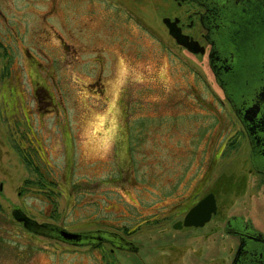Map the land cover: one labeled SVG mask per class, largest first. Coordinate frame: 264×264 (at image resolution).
<instances>
[{"label": "rangeland", "instance_id": "374dc122", "mask_svg": "<svg viewBox=\"0 0 264 264\" xmlns=\"http://www.w3.org/2000/svg\"><path fill=\"white\" fill-rule=\"evenodd\" d=\"M145 4L131 13L115 0H0V44L14 55L5 80L24 96L7 117L0 104V264H154L147 248L156 244L147 237L171 244L166 255L154 251L155 264H175L185 235L170 225L182 214L153 230L134 226L176 210L178 194L187 208L210 192L214 219L240 213L264 229V177L249 166L242 126L206 54L184 53ZM29 79L51 96L32 99ZM28 129L43 148L38 157L27 145L35 166L19 146ZM217 149L202 193L189 200ZM14 209L67 232L103 230L132 243L138 236L139 251L37 234L12 217ZM221 233L211 241L226 248Z\"/></svg>", "mask_w": 264, "mask_h": 264}, {"label": "flooded vegetation", "instance_id": "af4514ba", "mask_svg": "<svg viewBox=\"0 0 264 264\" xmlns=\"http://www.w3.org/2000/svg\"><path fill=\"white\" fill-rule=\"evenodd\" d=\"M218 1L219 0H115V2L118 3L119 6L123 5L124 8L129 10V12L131 13L132 12L138 13L139 8L140 10H142L145 6H147L145 3H148L149 4L148 7H150L153 10V12L156 14V17L158 18V22L160 26L164 28L163 31L165 32L166 36L170 37L172 39V42L175 43V45L180 47L184 53L187 52V53L192 54V52L189 51L185 45L184 47L178 44L176 41H181L184 44L185 43L190 44L194 48L196 46H194L193 43L196 42L197 45L203 47V53L200 55L206 54L207 61L209 58L208 53L210 49L212 48V45L207 41V38L212 39L215 36L216 27L218 25L217 20H216L217 16L211 13L210 15H207V14H208V10H210L215 5V3H217ZM134 7H137V8L139 7V8L138 10H135ZM0 16H3L1 11H0ZM164 18H166V20L162 21ZM0 37L2 38L1 35ZM0 49L3 50L2 55H1L3 57L2 63L0 64V104L3 107L2 113H4V115L6 114L5 117H7L10 115L9 113L8 114L6 113L7 109L9 108V105L11 106L14 104L15 106L17 105V103H20V102L24 104V100H22L24 96H23L22 90L19 87L15 86V84H13L12 82L5 80L8 76V75L6 76V72H8L7 68H9V64L11 63V57L14 56L13 50L7 45H4L2 43L0 44ZM197 54L199 53L192 54V56H196ZM31 56L32 54L29 55V58ZM34 60L35 58H33L32 61H29L28 65H30V68L34 67V65L37 66L38 62ZM207 65H208V62H207ZM209 69L211 71V67ZM28 85L30 86L29 88L30 95L33 97L32 99L34 100L42 98L41 96L43 95L51 96L47 92L48 90H50V88L47 87V85H45L44 83H39V82H36L34 79H29ZM39 91L41 93L40 94L41 96H39L38 94ZM49 104L51 105V107H54V105H56L55 103L51 101L49 102ZM11 116H13V114H11ZM243 134L246 137V142L248 144V137L245 135L244 132ZM24 137L26 138L25 140L27 142L21 141L19 144V146L23 150L22 154L24 155V159H25L24 161L25 163L27 161H30V163L35 166L34 164L35 159L31 155L30 151L33 147V152H35L37 155L38 149L39 148L43 149L41 146L42 144H40V141L38 139L40 136H37L36 133L32 129H28V132L24 133ZM122 137L123 136H121V138ZM32 139H34V141ZM25 143H26V146H25ZM27 145L31 147L30 151L27 150ZM118 148L119 146L116 148L117 151H118ZM124 148H125V151L127 152L129 146L128 147L126 146ZM250 149L251 147L249 146L248 153H247V157L249 159L248 160L249 166L251 167L252 172H254L256 175H259L263 178L264 174L261 173L260 170L255 169V167H252L251 165V161H250L251 156H249ZM220 151L221 150L217 149L216 151L212 153L211 161L206 163L207 164L206 171L202 175L201 179H199V181L195 183L196 185L192 187L193 192L189 200H191L192 197L202 193V187L204 183L207 182L208 180L207 177H203V176L207 175L209 172L212 171L213 164L215 163V161H217L218 159L217 157ZM130 152H132L131 149H130ZM207 194H210L212 198L214 199V210L215 211L209 214L207 221L202 226L192 227L190 225V226L183 227L182 221H183L184 215L187 214L188 210H190L194 204L198 203L199 201H202L203 197L206 196ZM182 196H183L182 194L180 195L178 194L177 197H178L179 203L173 204L175 205L173 208H177L176 210L173 209L172 212L167 211L168 213L165 215H162L160 218L157 217L156 215H153L151 219L142 220V222L138 221L136 222V226H134V229L136 230L138 227H142L143 224L147 223V226H149L150 229L153 230L154 228H157L155 226L158 224L162 225L163 223L164 224L168 223L169 218H171L175 214L177 213L182 214L181 218H178L175 221H173V224L177 222L181 223V225H179L178 228H173V224L170 225V228L172 230L178 229L179 231L183 232V234L185 235L184 239L180 238V243H182V245L181 244L179 245V247L182 248L183 253L180 257L179 262H175V264H232L235 261L234 259L236 258V255H238L241 252V249H239L240 251L238 250V246L240 242L242 241V239L243 241H246L245 238L247 237V238H252L256 241L260 239L258 233L261 234V236L264 238V229L258 224L260 220H257L256 218H254L256 219L254 220L253 217L251 218L249 216H242L240 213H234L233 215L228 214L227 216H224V217L216 216L217 219L216 218L214 219L216 213L218 212V209H217V200L215 199L212 193L210 192L205 193L202 198L200 199L198 198L195 202H193L187 208H185L186 206H184L185 204H184V201L182 200ZM212 219L215 220L212 223L213 226L208 224V223H211ZM205 225L207 226L205 228L206 232H204L203 234L202 232H198V233L194 232L192 234L189 232H186V230H189V229L194 230L199 227L204 228ZM164 227L168 228V226H164ZM40 229L41 230L38 234L47 235V237H50L51 235H53V232L54 233L56 232L54 231L55 229L52 227L50 228L41 227ZM216 231L218 232L222 231L220 236L227 238L228 241H227L226 248L223 247L222 244L214 245V243L211 241L213 233H215ZM92 234H98V233H92ZM98 236L100 238L104 237V240L89 241V239L87 240L84 239V240H81L79 243L78 242H71V243H74V244L78 243L81 245L84 244L91 248L97 244L101 245L102 243H104L110 246V249H109L110 253L113 250H119L122 253L125 251H129L130 254H133V253L137 254L139 251L140 244L138 243V240H137L138 236L135 237L136 241L134 240L133 243L125 239L124 236L121 237L114 232L108 233L107 231L101 230ZM147 239L150 240L152 244H156L154 245V247H152L151 244H149L147 248V250L150 252L149 255L151 256L149 259H151V261L153 262L155 261L154 262L155 264L158 261L157 256H159L160 254L155 255L154 251L161 250L162 251L161 253L162 254L164 253V255H166L167 253L164 251V249H167L168 245H171V244H169L168 242L163 243L165 237L161 238L160 240L161 243H158L153 240V239H158V237L157 238L154 237L153 239H150L147 237ZM248 240H251V239H248ZM130 243L133 246L130 245ZM185 247H187V249H185ZM241 247L244 250L246 249L250 250V252H248V255L253 258H255L257 255L258 256L261 255L262 253V252H258V249L253 248V243L251 242H246L245 244H242ZM161 258H163V256ZM99 264H102V260L100 259H99Z\"/></svg>", "mask_w": 264, "mask_h": 264}, {"label": "water", "instance_id": "95a60500", "mask_svg": "<svg viewBox=\"0 0 264 264\" xmlns=\"http://www.w3.org/2000/svg\"><path fill=\"white\" fill-rule=\"evenodd\" d=\"M210 13L217 16L218 25L215 36L207 38L212 45L208 53V65L215 76L216 85L220 87L228 106L232 108L248 137L252 167L264 174V0H219L208 10L207 15ZM176 42L185 45L192 54L203 53V47L196 42L193 43L195 48L181 41ZM214 211V199L207 194L184 215L182 226H202ZM11 215L23 227L37 234L41 227H52L56 231V235L54 232L53 235L68 243H79L84 239L104 240V237L98 236V232L91 233V236L90 233H69L51 224L37 225L35 220L27 218L19 209L13 210ZM179 225L181 223L177 222L173 228ZM258 235L260 239L256 241L247 237L246 241L242 239L238 246L241 252L232 264H264V238ZM246 242L253 243V248L262 252L261 255L255 258L249 256L250 250L241 247Z\"/></svg>", "mask_w": 264, "mask_h": 264}, {"label": "trees", "instance_id": "16d2710c", "mask_svg": "<svg viewBox=\"0 0 264 264\" xmlns=\"http://www.w3.org/2000/svg\"><path fill=\"white\" fill-rule=\"evenodd\" d=\"M199 188V187H198Z\"/></svg>", "mask_w": 264, "mask_h": 264}]
</instances>
